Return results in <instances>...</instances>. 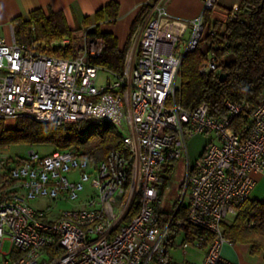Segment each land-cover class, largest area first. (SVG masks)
<instances>
[{
    "label": "built area",
    "instance_id": "1",
    "mask_svg": "<svg viewBox=\"0 0 264 264\" xmlns=\"http://www.w3.org/2000/svg\"><path fill=\"white\" fill-rule=\"evenodd\" d=\"M167 4L145 2L122 73L92 62L104 44L87 35L91 26L83 28L79 54L69 57L49 52L69 38L49 45L33 36L23 42L14 34L9 42L0 38V118L56 125L106 121L122 138L97 162L72 149L46 155L29 149L10 162L0 150V264H180L168 255L175 246L202 249V264H237L221 254L224 244H234L224 236V224L249 198L252 173L264 170V93L254 105L225 102L224 117L211 116L205 103L185 110L177 101L181 63L207 34L203 13L218 10L217 0H203L202 13L184 20L172 17ZM214 68L208 59L200 70ZM101 69L107 77L98 86ZM239 115L249 120L242 134L231 125ZM207 133L211 140L193 165L186 163L176 207L159 211L162 165L184 162L187 140ZM92 178L97 189L91 193L85 183ZM41 198L76 206L55 212L54 206L30 205ZM188 225L203 232L188 240Z\"/></svg>",
    "mask_w": 264,
    "mask_h": 264
},
{
    "label": "trees",
    "instance_id": "2",
    "mask_svg": "<svg viewBox=\"0 0 264 264\" xmlns=\"http://www.w3.org/2000/svg\"><path fill=\"white\" fill-rule=\"evenodd\" d=\"M217 9H207L203 13L209 30L195 48L184 55L177 92V101L185 110L192 111L205 103L210 115L216 118L227 115L225 102L254 105L264 93V0H239L235 9L232 6H217ZM118 10V3L110 1L92 16H85L81 25L94 23L87 35L99 36L104 44L102 55L92 62L122 73L125 50L118 49L117 38L111 31L101 30L102 24L115 21ZM234 12L236 17H233ZM12 25L18 42L33 36L49 45L54 40L69 38L68 45L49 52L69 57L78 55L81 50L80 26L70 28L62 11L51 10L46 14L37 8L24 17H15ZM208 59L214 60L215 68L201 72V66ZM248 123L246 115H239L231 125L242 134ZM121 143V135L106 121L56 125L23 116L15 118L10 125L0 118V149L17 144L28 147L48 144L54 147L53 151L72 149L97 162ZM183 213L178 210L176 217ZM177 232L175 230L173 237ZM202 232L188 225L185 237L192 240ZM224 236L233 243L249 244L250 254H262L264 258V202L247 199L233 220L224 224Z\"/></svg>",
    "mask_w": 264,
    "mask_h": 264
},
{
    "label": "crops",
    "instance_id": "3",
    "mask_svg": "<svg viewBox=\"0 0 264 264\" xmlns=\"http://www.w3.org/2000/svg\"><path fill=\"white\" fill-rule=\"evenodd\" d=\"M110 1L118 3V17L112 24L108 23L105 30L111 31L116 36L119 50H126L130 44L131 34L138 23L135 24V22L138 18L140 20L144 4L148 0H0V38L9 42L14 34L12 20L17 16H26L31 10L40 8L46 14L51 10L62 11L69 27L75 28L81 25L85 16H92L95 11ZM238 1L217 0V6L236 7ZM202 10L203 0H168L167 4L168 13L177 19L195 18L202 13ZM209 140H211L210 137L206 139V142ZM201 152L197 153L196 158ZM252 177L255 185L248 199L264 202V170L252 173ZM221 254L237 264H264L262 254H250L247 243L224 244Z\"/></svg>",
    "mask_w": 264,
    "mask_h": 264
},
{
    "label": "rangeland",
    "instance_id": "4",
    "mask_svg": "<svg viewBox=\"0 0 264 264\" xmlns=\"http://www.w3.org/2000/svg\"><path fill=\"white\" fill-rule=\"evenodd\" d=\"M89 26L93 27L94 23L88 26L80 25V32L82 33L83 28ZM107 27H108V23L102 24L101 30H105ZM106 77H107V72H105V70L102 69L99 70L96 79V84L98 86L103 85ZM6 121L8 122V124L13 125L14 119L9 118L6 119ZM209 137L212 138L213 134L212 133L199 134L190 137L187 140V144H188L187 159L185 158L184 162L171 161V162H166L162 165L163 170L161 174L165 178L166 182L159 183L157 185L160 194L158 197V201L156 203V208L159 211H162L163 213H169L170 211L173 210V208L176 207L177 199L179 196V185L184 177L186 163L188 162L190 165L194 164L197 153H199L204 149L206 145V139ZM29 149H33L38 153H40L41 155H46L51 153L54 150V147L48 144H36L31 147H28L24 144H17V145H12L10 147L2 148L0 150L1 151L3 150L5 153H7L11 159L10 162H13L15 159L17 160V158L25 157ZM85 187H86L85 191L88 189V191L89 192L91 191V193L93 191H96L97 189L96 183L93 178L85 183ZM30 205L33 208H38V209H44L48 205L54 206V210L56 212L58 209L60 210L71 209L74 206H76V202L68 201V202L55 203L52 200L41 198L30 201ZM233 218L234 215H228L226 218V222L228 223L231 222ZM180 240L181 238H176L175 241L179 244ZM8 248H9V243L6 241L3 245V251H7ZM202 253H203L202 249L194 246L189 247L185 252L178 246L168 248V255L170 259L173 262L175 261L180 264H185V263L201 264Z\"/></svg>",
    "mask_w": 264,
    "mask_h": 264
}]
</instances>
